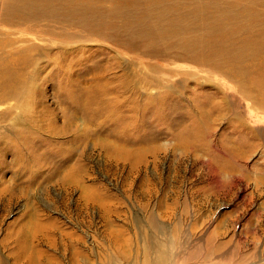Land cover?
I'll use <instances>...</instances> for the list:
<instances>
[{"label":"rangeland","instance_id":"374dc122","mask_svg":"<svg viewBox=\"0 0 264 264\" xmlns=\"http://www.w3.org/2000/svg\"><path fill=\"white\" fill-rule=\"evenodd\" d=\"M99 3L0 22L1 263L264 264V0Z\"/></svg>","mask_w":264,"mask_h":264},{"label":"bare ground","instance_id":"6f19581e","mask_svg":"<svg viewBox=\"0 0 264 264\" xmlns=\"http://www.w3.org/2000/svg\"><path fill=\"white\" fill-rule=\"evenodd\" d=\"M56 1L60 2L58 4H56ZM102 1V0H101ZM97 3V4H96ZM99 3V0H0V22L2 24H5L6 26H9V28H13V27H16V26H19L20 27H23L25 30H28L30 31V27L31 25H33L34 22H39V21H43L48 15L50 16H55L56 18H60L62 19L63 16H68L69 18H73L74 20L76 19L78 22L76 24H78L79 26H82L83 29H87L88 31H90L91 29L94 31L97 29L94 27V23L97 22V17H98V13H97V7ZM63 7H70L72 8L71 10H69L68 12L66 11V13L64 12L65 8L64 9H61ZM174 14V13H173ZM163 17H160L159 18V22L162 23V22H168V21H172V19L169 17H164V15H162ZM177 16V15H176ZM175 16V17H176ZM179 16V15H178ZM49 17V16H48ZM68 18V19H69ZM47 20V19H46ZM58 20V19H57ZM75 20V21H76ZM157 20V19H156ZM63 24V23H62ZM89 25V26H88ZM97 26V25H96ZM163 27V26H162ZM18 28V27H17ZM164 29V28H163ZM33 30V29H32ZM43 30V29H41ZM45 31V30H43ZM82 32V29L80 30ZM79 31V32H80ZM84 31V30H83ZM36 32V30H35ZM52 32V31H51ZM10 33H14V32H10ZM43 34H45L44 32H42ZM161 33V32H160ZM159 33V34H160ZM1 34V33H0ZM39 34V33H38ZM55 34V33H54ZM59 34V33H58ZM57 34V35H58ZM62 34V33H61ZM66 34V33H65ZM3 35V34H2ZM7 35V34H6ZM9 35V34H8ZM12 35V34H11ZM56 35V34H55ZM105 35V34H104ZM13 36V35H12ZM59 36V35H58ZM67 39H70L71 41H80V39H82L83 37L81 36V34H76V33H72L70 32L69 34L67 33V35H65ZM4 40V39H3ZM12 41V40H11ZM6 44V43H5ZM12 44V43H11ZM190 43H188L187 45H189ZM1 45V44H0ZM8 45V44H7ZM14 45V44H13ZM192 45H194L192 43ZM196 45V44H195ZM254 45V44H253ZM30 46V45H29ZM9 47V46H8ZM254 47V46H253ZM12 48V47H11ZM10 48V49H11ZM13 49V48H12ZM29 49V47H28ZM35 49V48H34ZM232 49V48H231ZM256 49V48H255ZM3 50V49H2ZM7 50V49H6ZM27 50V48H26ZM38 50V54L42 57V54L41 52L42 51H46V49L42 48V49H37ZM65 50V48H64ZM226 50H228L230 52V47L227 48ZM261 50V49H260ZM19 50L15 51L14 54L17 55V52ZM25 51V50H24ZM10 52V51H9ZM32 52V51H31ZM252 52V51H251ZM47 54H49L47 51H46ZM32 54V53H31ZM58 56L59 57H62L63 55V51L62 49L61 50H58ZM245 54V53H244ZM12 55V54H11ZM249 55V54H248ZM2 56V55H1ZM247 56V55H246ZM41 57L39 58V60L41 61ZM44 57V56H43ZM243 57V56H242ZM4 58V57H3ZM7 58V57H6ZM49 58V57H48ZM44 59V58H43ZM228 59V58H227ZM0 60H2V58H0ZM37 60V59H36ZM28 60L27 64L28 66L31 65L34 69V71L36 72V74L40 71V62L39 60ZM46 62V60H43ZM48 61V60H47ZM241 61V60H240ZM2 62H0V66L2 65L1 64ZM5 63V62H4ZM49 63V61L47 62V64ZM51 63H53V60L51 61ZM55 64V63H54ZM53 65V64H52ZM6 67V65H5ZM9 68V67H8ZM57 69V72L59 71L58 67H54ZM238 68V67H237ZM6 69V68H5ZM15 69V68H14ZM3 74V73H2ZM8 74V73H7ZM36 74H32V76H30V78L27 76V79L29 82L30 80H34L36 81ZM4 76V75H3ZM7 76V75H6ZM11 77V76H10ZM8 78V76L6 77ZM26 78V76H25ZM32 78V79H31ZM9 79V78H8ZM14 79V78H13ZM12 79V80H13ZM2 79H0L1 81ZM22 81V80H21ZM7 82L6 85H8L10 87L9 91L11 92H8L6 93L9 96H13V97H17V96H20L21 93L19 95H17V92H20V87H22V85L24 84H20L21 86L18 88V87H15V85L10 82V81H5ZM19 82V81H18ZM28 82V83H29ZM34 82V81H33ZM32 83V82H30ZM29 83V84H30ZM17 85V84H16ZM7 87V86H6ZM19 89V91H18ZM22 90V89H21ZM248 95V94H247ZM243 96V95H242ZM239 106V105H238ZM240 114V113H239ZM32 120H35L33 119L32 117ZM33 123V122H32ZM10 131V130H9ZM26 133L28 134L27 136L30 138L29 135H31L33 133V129L31 128L30 130L26 131ZM5 136V135H4ZM5 142H3L4 144ZM2 144V145H3ZM8 144V143H7ZM20 144L22 143H18L17 146H19ZM6 147V144L5 146L3 145V147L0 146L1 149H4ZM15 147V146H14ZM16 149V148H15ZM21 151V148H17ZM25 154V153H24ZM23 154V155H24ZM235 154V153H234ZM236 156V155H235ZM233 157V156H232ZM24 159L21 158L20 162L21 165H20V169L23 168V170L27 169V171L29 170H32L31 169V164H32V161H31V158H28L26 156H23ZM76 165V164H75ZM68 167V166H67ZM75 168V167H74ZM72 169V170H75V169ZM71 169V168H70ZM34 170H32L30 173H33ZM64 179V178H63ZM66 179V177H65ZM65 181V180H64ZM63 182V181H62ZM85 199V198H84ZM21 226H23V224H20ZM21 229H23L21 227ZM40 228H37L35 229V231L39 230ZM21 231V230H20ZM40 233V232H38ZM37 233V234H38ZM17 235V234H16ZM22 237V240L23 242H21L20 246L18 248H16V256L17 257H20L22 259H25L26 260V263L27 264H34L35 262V259L36 257L33 255L35 253V250L34 248H32L28 242V239L29 237H27V235L24 234V230H23V233L21 234ZM31 236V235H30ZM33 240L34 239H37L39 238L38 235H34L33 237ZM45 235L41 236L40 237V240L43 239V241H48V242H51L49 241V239H45ZM53 240V239H52ZM35 243V242H34ZM149 243V245H148ZM50 246H54L55 248H58L55 244H53L52 242L49 243ZM62 244V243H61ZM64 244V243H63ZM155 246L157 248V251H158V256H157V260L155 262V264H160L164 258L166 257V253H163V251L161 250V248L159 249V247H157L155 245V243L152 241V242H147V245L145 246L146 247V252L145 254L148 255L147 253H150V249H153L152 247ZM62 250V249H61ZM39 251V250H38ZM63 252V250H62ZM67 252V251H66ZM165 252V251H164ZM211 254V252L209 253ZM208 254V255H209ZM150 261V260H149ZM2 261H0V264ZM83 263L85 264H89L88 261H84ZM113 263V262H112ZM71 264H75V262H71Z\"/></svg>","mask_w":264,"mask_h":264}]
</instances>
